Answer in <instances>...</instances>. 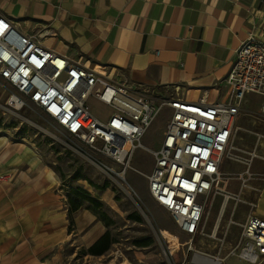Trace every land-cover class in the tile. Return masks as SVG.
<instances>
[{"label":"crops","instance_id":"0c3cea01","mask_svg":"<svg viewBox=\"0 0 264 264\" xmlns=\"http://www.w3.org/2000/svg\"><path fill=\"white\" fill-rule=\"evenodd\" d=\"M250 11L264 26V0H0V14L20 33L139 95L208 102L230 91L227 73ZM68 192L35 145L0 126V264L93 256L84 251L103 225L81 207L69 228ZM254 207L264 217V178Z\"/></svg>","mask_w":264,"mask_h":264},{"label":"built area","instance_id":"2783aa9c","mask_svg":"<svg viewBox=\"0 0 264 264\" xmlns=\"http://www.w3.org/2000/svg\"><path fill=\"white\" fill-rule=\"evenodd\" d=\"M248 20L251 28L236 49L227 73L230 91L222 100L144 97L45 48L1 14L0 86L7 91V106L17 111L37 107L60 132L117 163L115 168L99 161L107 174L123 180L136 151L148 149L143 136L159 114H167L152 150L147 188L180 231L195 235L207 198L220 182L222 161L234 148L235 124L247 94L262 97L259 114L264 117V26L256 12L250 11ZM90 98L110 108V115L94 114ZM238 256L246 264L264 259V217L254 211L242 224Z\"/></svg>","mask_w":264,"mask_h":264},{"label":"rangeland","instance_id":"374dc122","mask_svg":"<svg viewBox=\"0 0 264 264\" xmlns=\"http://www.w3.org/2000/svg\"><path fill=\"white\" fill-rule=\"evenodd\" d=\"M246 96L236 122L234 148L222 161L220 182L207 198L195 235L180 231L147 188L152 150L159 145L167 114H159L143 136L142 143L148 149L136 151L125 180L107 174L99 161L115 168L117 163L60 132L37 107L29 104L17 111L7 106L3 86L0 126L35 145L46 163L59 173L68 194L78 185L102 204L99 211L106 213L108 224L100 222L116 242L101 255L68 264H246L238 256L242 224L255 208L264 178V117L258 113L262 97ZM88 104L100 118L110 115V108L94 98ZM141 241L148 244L136 245ZM255 264H264V259Z\"/></svg>","mask_w":264,"mask_h":264},{"label":"trees","instance_id":"16d2710c","mask_svg":"<svg viewBox=\"0 0 264 264\" xmlns=\"http://www.w3.org/2000/svg\"><path fill=\"white\" fill-rule=\"evenodd\" d=\"M71 194H68V215H69V228L72 224L71 213L81 207L89 209L98 220L103 221L106 225L108 221L106 220V213L103 211H99L101 207V202L90 196L86 190H84L81 186H74L71 189ZM83 202H87L88 205L84 206ZM138 219V218H137ZM116 242L115 238L112 237L111 232L106 230L100 237H98L84 252L90 255H101L109 250ZM148 241L137 242L138 246H146Z\"/></svg>","mask_w":264,"mask_h":264},{"label":"bare ground","instance_id":"6f19581e","mask_svg":"<svg viewBox=\"0 0 264 264\" xmlns=\"http://www.w3.org/2000/svg\"><path fill=\"white\" fill-rule=\"evenodd\" d=\"M197 259V258H196Z\"/></svg>","mask_w":264,"mask_h":264}]
</instances>
